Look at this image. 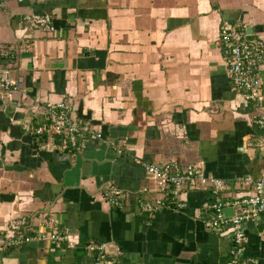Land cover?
<instances>
[{
    "label": "crops",
    "instance_id": "1",
    "mask_svg": "<svg viewBox=\"0 0 264 264\" xmlns=\"http://www.w3.org/2000/svg\"><path fill=\"white\" fill-rule=\"evenodd\" d=\"M31 14L48 15L53 31L31 27ZM225 27L263 42L261 104L231 81ZM4 71L18 88L0 89V264H93L90 243L119 264H242L229 229L209 228L210 203L252 192L245 177L264 178V0L0 1ZM58 103L104 141L83 151L60 137L36 143L44 108ZM145 164L194 165L223 189L187 191L183 211L148 217ZM108 184L122 205L104 199ZM21 217L29 240L4 246ZM243 228V256L264 264V214ZM46 230L64 243L41 239Z\"/></svg>",
    "mask_w": 264,
    "mask_h": 264
},
{
    "label": "built area",
    "instance_id": "2",
    "mask_svg": "<svg viewBox=\"0 0 264 264\" xmlns=\"http://www.w3.org/2000/svg\"><path fill=\"white\" fill-rule=\"evenodd\" d=\"M6 1V0H0ZM26 22L43 32H52L50 17L46 14H31L25 17ZM220 43L227 58L229 76L236 90L242 93L246 102L261 104L260 67L262 60L263 42L259 39L247 40L242 31L225 27L220 33ZM18 88L8 76L6 71L0 72V89L9 94ZM44 123L33 129L38 136L60 137L62 141L73 150L83 151L89 139L104 141L102 135L86 123L73 119L64 104L58 103L44 108ZM258 125L264 127V117L257 120ZM172 167H160L145 164L144 171L148 181L153 185L152 200L141 202V210L148 217L154 216L162 210L181 212L186 207L182 198L187 191L212 185L216 190L223 189L220 181L203 176L194 165L174 172ZM242 183L252 189L246 196L235 199L233 202L213 200L210 208L213 217L209 228L216 232L229 229L234 245V263L255 264L253 259L243 256L245 231L243 226L253 222L264 214V178L254 180L251 177L242 179ZM103 197L112 206L122 205V192L114 185L108 184ZM226 207L233 209V216L225 218L223 210ZM28 223L26 218H16L8 223L12 237L2 240L6 247H16L23 241H28ZM228 227V228H226ZM38 236L60 247L65 236L56 231H42ZM94 256L93 264H119L109 258L106 244L90 243L86 247Z\"/></svg>",
    "mask_w": 264,
    "mask_h": 264
},
{
    "label": "trees",
    "instance_id": "3",
    "mask_svg": "<svg viewBox=\"0 0 264 264\" xmlns=\"http://www.w3.org/2000/svg\"><path fill=\"white\" fill-rule=\"evenodd\" d=\"M40 124H38V125H36L35 127H38V126H40L41 124H43L44 123V121H43V123L42 122H39ZM32 134H33V136H34V138H36V139H38V140H36L37 142L36 143H38V144H40V141L42 140V138H45V136L46 137H49L48 135H43V136H38V135H35L34 133H33V130H32V132H31ZM170 212H172V211H170ZM26 220H28V218L26 217ZM28 222V221H27Z\"/></svg>",
    "mask_w": 264,
    "mask_h": 264
},
{
    "label": "water",
    "instance_id": "4",
    "mask_svg": "<svg viewBox=\"0 0 264 264\" xmlns=\"http://www.w3.org/2000/svg\"><path fill=\"white\" fill-rule=\"evenodd\" d=\"M228 212H232L233 213V210L230 208V209H224L223 210V214L225 213H228ZM233 216V215H232ZM108 248V247H107Z\"/></svg>",
    "mask_w": 264,
    "mask_h": 264
}]
</instances>
